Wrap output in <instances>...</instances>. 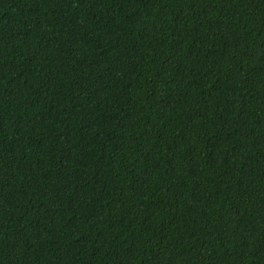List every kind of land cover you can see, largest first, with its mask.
<instances>
[{
    "label": "trees",
    "instance_id": "trees-1",
    "mask_svg": "<svg viewBox=\"0 0 264 264\" xmlns=\"http://www.w3.org/2000/svg\"><path fill=\"white\" fill-rule=\"evenodd\" d=\"M0 264H264V0H0Z\"/></svg>",
    "mask_w": 264,
    "mask_h": 264
}]
</instances>
